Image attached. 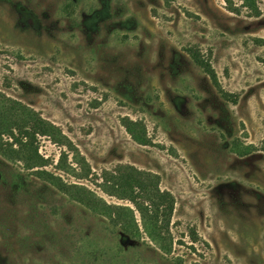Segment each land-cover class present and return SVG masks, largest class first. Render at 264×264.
I'll use <instances>...</instances> for the list:
<instances>
[{"label":"rangeland","instance_id":"374dc122","mask_svg":"<svg viewBox=\"0 0 264 264\" xmlns=\"http://www.w3.org/2000/svg\"><path fill=\"white\" fill-rule=\"evenodd\" d=\"M246 5L0 0L5 124L62 135L0 138V264H264V0Z\"/></svg>","mask_w":264,"mask_h":264},{"label":"trees","instance_id":"16d2710c","mask_svg":"<svg viewBox=\"0 0 264 264\" xmlns=\"http://www.w3.org/2000/svg\"><path fill=\"white\" fill-rule=\"evenodd\" d=\"M244 2L248 5V6L246 5L247 7H250L252 9L255 8V5H254L255 0H244ZM193 57H194L195 62L197 64H199L200 66H202L206 70V72L211 77L213 83L216 86H218L215 72L211 68H207L206 65L203 64L201 62V60H199V58H197L194 55H193ZM224 96H225V94H224ZM34 114L35 113L33 111H31V117L29 119H27L26 121H24L20 125H6L5 120H4L5 119V113L4 112L0 113V138H2L3 136H9V138H12L14 144H10V148H12L13 151H15V152L22 151L23 152L26 149V147L33 144L34 140L36 139V135L50 137L51 139H54L56 141H59V139L62 137L61 132L58 130V128L56 126H54L50 122L43 120L41 117H39V118L34 117ZM15 133H17V135ZM130 134L133 136V138L136 142L141 143L138 140V138L135 137L131 132H130ZM14 145H17L18 149H14L13 148ZM33 155L38 160L44 161L43 158H41L38 155L37 149L34 150ZM44 173H47V172H44ZM142 185H144V184L142 182H140V187H138V188L143 189ZM113 188H117V186L114 185ZM109 189H111V188H109ZM107 191H108V193L110 192V190H107ZM166 195L169 196V194L160 193L159 191L157 192L158 199H163L164 197H166ZM130 200L133 201L134 198H131ZM161 206H162L161 203H156L154 205L151 204L150 206H148L152 210H148V207L147 208L146 207L141 208L139 206L140 208H138V210H140V213L142 215L143 228H144L145 232L148 234V236L153 240H155L156 231L158 230V223L161 222V220L159 219V215L161 214V212H160ZM144 209H145V211L150 212L148 217L151 220V222L146 218V216L143 212ZM172 210H173V203H170L168 206L164 207V212H165L164 214L170 215ZM138 233H139V230H138Z\"/></svg>","mask_w":264,"mask_h":264}]
</instances>
